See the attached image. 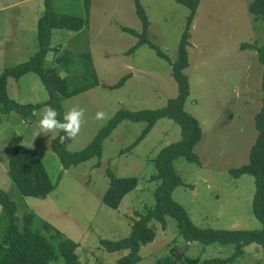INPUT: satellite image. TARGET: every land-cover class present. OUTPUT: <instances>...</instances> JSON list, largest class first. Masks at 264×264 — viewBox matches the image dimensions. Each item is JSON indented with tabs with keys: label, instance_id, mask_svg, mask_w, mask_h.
<instances>
[{
	"label": "rangeland",
	"instance_id": "rangeland-1",
	"mask_svg": "<svg viewBox=\"0 0 264 264\" xmlns=\"http://www.w3.org/2000/svg\"><path fill=\"white\" fill-rule=\"evenodd\" d=\"M254 1L201 0L190 30L189 67L185 74L191 89L185 109L199 120L203 130V139L195 149L201 166L184 158L175 161L186 186L176 188L173 199L200 228H262L252 210L254 177L234 178L230 173L231 168L249 161L257 135L255 117L262 107L263 66L258 61V52L240 48L244 43L264 47V23L256 22L249 12ZM140 2L150 22L148 40L175 61L189 9L175 0ZM54 6L59 14L87 18L83 0H54ZM43 11L44 0H0V73L25 63L39 50L37 13ZM120 27L142 33L135 0H91L89 21L81 31L60 29L52 34L46 67H54L61 77H68V84L74 89L92 82V77L85 73V55L90 54L99 80L98 86L64 100L86 109V123L68 149L70 152L90 145L120 110L159 109L178 95L171 65L146 44L130 53L140 39ZM64 53H69L70 71L57 63ZM128 75L123 87L109 88ZM8 93L21 104L49 99L47 89L35 73L19 80L10 78ZM97 111H104L106 118L95 120ZM40 118V109L28 119L14 112L2 116L0 188L16 203L19 219L33 212L35 229L56 247L63 239L76 242L81 264H117L128 251L110 253L100 242L128 237L132 215L142 212L145 206L154 207L158 184L152 181L153 159L161 149L181 139L180 127L170 119H162L143 141L125 151L139 138L146 123L123 121L104 142L100 160L92 159L64 170L51 149L59 132L35 135ZM16 145L30 148L45 165L56 185L47 198L24 196L9 178L8 159ZM98 162L101 166L94 167ZM108 169L118 177L138 179L137 187L124 197L117 210L102 203L109 187ZM3 216L0 205V220ZM166 219L165 231L160 223H153L156 239L141 248L142 261L138 264H159L170 255L174 243L183 245L176 219ZM5 224L1 221V234ZM235 250L234 244L192 243L187 255L201 260L228 258ZM58 264H63L62 258ZM233 264H264V253L251 244Z\"/></svg>",
	"mask_w": 264,
	"mask_h": 264
},
{
	"label": "trees",
	"instance_id": "trees-1",
	"mask_svg": "<svg viewBox=\"0 0 264 264\" xmlns=\"http://www.w3.org/2000/svg\"><path fill=\"white\" fill-rule=\"evenodd\" d=\"M178 4L189 9L187 27L182 35L178 56L172 61L148 38L150 22L140 0H135L136 12L143 26L142 33L128 27H120L122 31L138 37L140 40L130 50L133 53L142 45H148L156 51L157 55L171 65V75L177 83L178 95L170 99L166 106L155 110L129 111L122 109L112 117L107 125L100 131L93 142L86 148L70 152L65 145L59 142L63 132L53 139L52 151L58 156L64 170L72 166L91 161L100 160L103 155V144L109 139L123 121L145 122L139 138L125 151L132 150L152 131L157 122L162 119L174 121L181 129V139L161 149L153 159L155 174L152 181L157 182L155 190V205L153 208L144 207L141 212H135L131 221V232L128 237L119 241L101 240L100 245L110 253L128 251L117 260V264H138L142 261L141 248L151 244L156 239L154 222L161 224L167 230V217L176 219L179 234L183 245L174 243L170 255L160 260L159 264H233L244 254V248L251 244L260 247L264 253V47L256 44H241V50H256L258 61L263 66L262 77V107L255 117L257 135L253 146L250 148L249 161L238 168H231L230 173L234 178L250 175L255 179V193L252 202L254 216L261 223L259 230H223L197 227L188 211L173 199V191L181 186H186L183 178L175 168V161L184 158L187 161L201 166V161L195 152L196 147L203 139V130L199 120L186 109V102L190 96V81L185 74L189 67L188 46L190 45V30L201 4V0H175ZM87 18H76L70 15L59 14L54 6V0H44V11L37 24V40L39 50L25 63L5 69L0 73V124L2 116L17 113L28 119L34 116L35 111L45 105L56 108L63 119L62 103L65 99L74 97L92 87L99 85V80L92 63L91 55H85V73L92 77V82L72 89L68 84V77H61L60 72L54 67H46L45 59L50 49L51 37L55 30L65 29L73 32L81 31L89 21L91 0H83ZM249 12L255 21L264 23V0H255L249 6ZM57 63L66 71H70L69 53H64L57 58ZM35 73L43 82L49 93V99L43 103L21 104L12 99L8 93L10 78L19 80L24 75ZM128 76L123 77L117 84L109 88H121ZM69 142V141H68ZM98 162L94 167H100ZM8 176L17 189L27 197L37 199L47 198L56 188L52 182L45 165L36 154L24 145L12 148L8 159ZM109 187L102 197V203L114 210L119 209L124 197L138 185L135 177H118L110 169L107 170ZM0 205L4 216L5 227L0 237V264H81L77 252L78 244L72 240L63 239L57 247L52 240L35 229V214L27 212L22 220L17 216L18 207L10 196L0 188ZM192 243L223 245L234 244L235 252L228 258H214L201 260L187 255L188 246Z\"/></svg>",
	"mask_w": 264,
	"mask_h": 264
},
{
	"label": "clouds",
	"instance_id": "clouds-1",
	"mask_svg": "<svg viewBox=\"0 0 264 264\" xmlns=\"http://www.w3.org/2000/svg\"><path fill=\"white\" fill-rule=\"evenodd\" d=\"M63 119H58L60 112L51 105H45L40 109V116L37 123L38 131L35 133L36 137L41 134L48 136L50 133L63 132L64 135L59 137V142L67 149L72 148V142L80 134L83 125L86 123L85 112L86 109L71 100L64 101L62 104ZM106 118L104 111H97L95 120H103ZM68 141H71L70 143Z\"/></svg>",
	"mask_w": 264,
	"mask_h": 264
},
{
	"label": "crops",
	"instance_id": "crops-1",
	"mask_svg": "<svg viewBox=\"0 0 264 264\" xmlns=\"http://www.w3.org/2000/svg\"><path fill=\"white\" fill-rule=\"evenodd\" d=\"M33 1H35V0H33ZM38 1V0H37ZM42 15V13H37V17H39L40 18V16ZM39 20V19H38Z\"/></svg>",
	"mask_w": 264,
	"mask_h": 264
}]
</instances>
